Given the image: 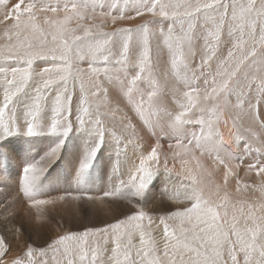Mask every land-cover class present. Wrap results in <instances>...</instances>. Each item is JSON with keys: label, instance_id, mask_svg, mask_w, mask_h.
<instances>
[{"label": "snow or ice", "instance_id": "6c2138e0", "mask_svg": "<svg viewBox=\"0 0 264 264\" xmlns=\"http://www.w3.org/2000/svg\"><path fill=\"white\" fill-rule=\"evenodd\" d=\"M5 4L6 0H0V23L14 21L5 29V35L11 33L15 42L0 46V54L26 63L28 67H0V74H4L3 103L0 106V159H10L11 153L5 144L10 137L20 134L21 127L26 137L54 138L44 155L34 162L25 163L19 184L20 191L31 201L30 206L55 204L63 201L65 196L48 200L33 198L47 179L50 165L60 159L74 133L86 136L84 152L75 173V180L79 184L98 159L106 134L99 112L94 115L87 106L86 86L76 74L80 70L75 69V62L88 59L90 68L93 64L103 63L106 74L109 64L121 68L138 67L139 71L129 82L130 85H137L143 79L145 70L151 69L149 25L152 21L101 32L103 40L97 39L95 43H90L88 41L93 39L91 27H84L81 21L92 20L96 8H102L103 4L98 5L90 0H56L55 3L51 0H17L6 11ZM110 7L115 9L117 5L112 4ZM89 9L92 10L91 15ZM118 11L119 16H111L113 24L118 19L133 20L146 14L173 21L169 25L165 43L170 50L174 48L171 67L178 79L180 69L186 67L187 57L194 55L195 45L203 41L200 63L201 75L204 77L203 91L197 84L189 83L186 76L183 78L182 82L188 89L183 97L188 104L182 105L185 111L180 112L175 121L184 122L188 105L199 107L202 112L212 115L207 121H199L206 126V131L202 130L191 138L185 137L186 144L180 140L181 130L177 128V144L185 149V153L190 148L199 150L201 155L207 152L215 163L223 165L225 182L229 176H238L219 154L222 140H216L220 133L213 123V117L228 106L234 95L237 103L232 107L242 110L239 97L246 89H250L252 82L258 81L264 87V0H135V15H126L123 8ZM49 13L53 15L49 16ZM60 13H63L62 17ZM101 15H111V12ZM72 21L76 22L75 27L70 26ZM176 24L180 25V29L173 35ZM78 31L84 35H78ZM117 43L119 50L114 51ZM49 58L60 63L42 69L40 83L29 94L32 75L29 69L33 60ZM94 71L99 73L100 69ZM70 80L73 82L71 90ZM77 83L81 95L74 121L73 102L77 99ZM127 91L131 101L133 88L130 86ZM103 92L106 96L107 90ZM87 93L92 97L99 96L100 85L89 81ZM154 96L155 91L149 90L147 99L141 92L139 101H133L136 115L149 126L151 122L145 113L151 112ZM18 111L23 115V125L19 123ZM6 112L11 114L8 120L5 119ZM125 127L132 129L131 135H136V126L131 119H128ZM260 128L261 133H264V123H261ZM246 131L260 138L261 133L251 128ZM158 147H152L147 155L140 158L139 166L127 184L121 181L120 185L104 192L103 197L89 196L88 199L102 200L104 197L119 196L123 194L124 188H131L135 195L143 197L149 187L150 162H159ZM226 155L228 160L233 158L231 153ZM252 171L260 178L257 187L264 193V160L248 164L245 174ZM189 178L192 185L190 190H186L185 199L190 206L171 211L159 219V224L163 225L162 248L153 239L151 217L139 210L103 227H89L81 232L60 235L48 245V249L56 252L63 248L61 259L53 255L54 264H264V203H250L246 213L241 206L239 214L233 205L231 219H228L227 193L217 203L213 199L212 185L203 175L197 178L190 174ZM8 179L6 174H0V182ZM236 184L239 191L241 181L238 178ZM206 188L209 189L207 195ZM220 191L217 185V198ZM80 198L74 197L77 200ZM240 203L243 205L244 202ZM221 208L224 209L223 215ZM145 219L148 220L147 226L143 223ZM169 220L173 221L171 225ZM136 236L138 244L134 242ZM109 243L110 249L107 247ZM0 245H3L2 240ZM48 249H39V254L45 256ZM3 255L0 254V264H34V249L31 246H28L22 257L10 261H5ZM43 264H48L47 260Z\"/></svg>", "mask_w": 264, "mask_h": 264}, {"label": "rangeland", "instance_id": "374dc122", "mask_svg": "<svg viewBox=\"0 0 264 264\" xmlns=\"http://www.w3.org/2000/svg\"><path fill=\"white\" fill-rule=\"evenodd\" d=\"M10 1L6 0L5 11L9 6H13ZM93 1L98 5L103 4V7L96 8L97 15L95 19L81 21L84 27H91L93 39L88 41L90 43H95L97 39L102 41L101 32H111L117 27H134L144 21H152L149 25L151 69L145 70L143 79L138 81L137 85H130L131 77L139 71L138 67L125 66L121 68L109 64L106 74L103 70L105 67L103 63L93 64V67L90 68L88 59L75 62V69L80 70L76 74L84 81L86 86L87 106L94 115L99 112L105 124L106 134L98 159L89 173L78 184L75 180V173L79 167L87 138L84 135L74 133L63 149L60 159L52 166L50 165L47 179L43 181L39 190L33 196L34 199L42 200L65 196L63 201H58L55 204L30 206V199L20 191L19 180L25 163L34 162L44 155L54 142V138L47 136L26 137L23 134L24 129L21 127L19 135H13L8 139L5 148L11 153V157L8 160L0 159V174H6L9 177L6 182H0V240L3 241V245H0V254H4L5 261L22 257L28 246H31L34 249V264H43L45 260L48 264H54L53 255H56L57 259H61L63 248L61 247L60 251L56 252L48 249V245L60 235L69 232H81L89 227H103L139 210H143L151 217L153 223L150 227L153 239L162 248L163 225L159 224V219L171 211L190 206V203L185 199V192L190 190L192 185V180L189 178L190 174L197 178L202 175L206 178L212 185L213 199H216L217 203H220V198H223L227 193L228 219H231L233 205H235L237 214H239L238 210L241 206H243L246 213L250 203L253 205L264 203V193L257 187L261 182L260 178L256 176L255 171L245 174L248 164L256 160H264V133H261L260 128L261 123H264V87L258 81L252 82L250 89H246L244 94L239 97V101L243 106L242 110L232 107L237 103V97L234 95L230 98L228 106L223 108L218 116L213 117V123L220 133L216 139L217 141L223 139L219 154L225 158L230 168L238 173V176H229L227 182H225L223 165L215 163L207 152L201 155L199 150L190 148V151L185 153V149L178 145L177 140L168 132L169 129L172 134L177 133L176 129L179 128L180 122L175 121V117L180 112L185 111L182 105L188 104L183 97V93L188 90L182 82L183 78L186 76L189 83L195 84L198 76L201 81L204 80L200 68L203 56V41L197 42L194 47V55L188 56L186 67L180 69L178 80L181 85H175L173 88L167 89L168 78L162 76L159 71L158 66H161V63L157 62L156 54L157 52L164 53L165 58L169 56L166 58L167 62L171 63L174 48L170 50L168 44L165 43V37L169 35V25L173 24V21L146 14L133 20L118 19L113 24L111 16H119V7L125 10V14L127 12L135 15V0H127V2L126 0H90V2ZM44 2H48V0H44ZM51 2L55 3L56 0H51ZM112 4H116L117 8H111ZM109 12H111V15H101V13ZM51 15L53 14L49 13V16ZM59 15L62 17L63 13ZM11 22L14 21L0 23V46L15 42V37L11 36V33L5 35V30L1 29V25L5 26V29L9 28ZM70 26L75 27L76 22L72 21ZM179 29L180 25L176 24L173 35L178 33ZM161 32H163V35H161ZM77 34L84 35L82 31H78ZM48 39L51 40V37H48ZM113 50H119V43L114 46ZM57 63H60V61H53L50 58L33 60L29 69L32 74L28 88L29 94L32 93V88L40 83L41 70ZM0 67L5 69L13 67L27 68L28 65L17 59H8L5 55L0 54ZM96 68L100 69L99 73L94 71ZM3 75L0 74V106L3 103ZM8 75L11 78L10 72ZM89 81H95L100 85L101 93L99 96L92 97L87 93ZM130 86L133 88L131 101L127 91ZM72 87L73 82L70 80L69 89L71 90ZM104 89L107 90L106 96L103 92ZM149 90L155 91L150 106L151 112L146 111L145 113L151 122V126L146 125L144 121L138 118L133 107V101H139V93L143 92L145 99H147ZM75 95L77 99L73 102L74 121L77 102L81 95L79 83L75 85ZM249 98L252 102L249 101ZM253 100L255 101L253 102ZM127 103L131 106H127ZM188 109L184 122L181 124L188 123L192 125L190 127L188 124L186 125V128L191 131L188 130L189 134L191 136L199 135L200 131H206V126L201 125L199 121H207L212 113L202 112L199 107L190 105H188ZM236 110L237 112L246 113L242 121L238 119L241 116L236 115ZM10 115L6 112L5 119H10ZM18 116L20 125H23V115L19 111ZM186 117H190V119ZM128 119H131L136 126L135 136L131 135V128L125 127ZM248 120L252 124L247 126ZM233 121H235V124ZM252 125L258 128L255 129L256 132L261 133L259 139L246 131L249 128L254 130L255 127ZM197 127L198 133H196ZM241 129H244L243 133ZM182 137L187 142V139L184 136ZM239 137H242V139ZM129 140H131V143H129ZM157 145H159V162H150L151 177L149 187L143 197L135 195L134 190L131 188H124L123 194L119 196L104 197L100 201L88 199L89 196L103 197L104 192L120 185L121 181L127 184L131 175L135 174L140 158L147 155L151 148ZM258 148L260 149L259 152L257 151ZM181 149L180 155L176 156V152H180ZM227 153L232 154L233 158L231 160L227 159ZM241 157L243 159H240ZM165 163L167 167H165ZM211 166L215 168L213 169ZM237 178L241 181L239 191H237ZM217 185L221 190L219 198L215 195ZM245 185H251L252 187L246 188ZM208 192L209 189L206 188L205 194L207 195ZM76 196L81 198L79 200L74 199ZM240 201L244 202L243 205ZM220 211L223 215L224 209L221 208ZM143 223L147 226L148 220L145 219ZM168 223L171 225L173 221L169 220ZM134 242L138 244V236L134 237ZM107 247L110 249L111 244L109 243ZM39 249H48L46 255L41 256Z\"/></svg>", "mask_w": 264, "mask_h": 264}, {"label": "bare ground", "instance_id": "6f19581e", "mask_svg": "<svg viewBox=\"0 0 264 264\" xmlns=\"http://www.w3.org/2000/svg\"><path fill=\"white\" fill-rule=\"evenodd\" d=\"M101 1V0H100ZM17 2V0H11L10 1V3L12 4V5H14L15 3ZM93 2H95V1H93ZM116 2V1H115ZM108 3V2H107ZM122 3V2H121ZM97 4V3H96ZM121 6V5H120ZM12 6H9V8L8 9H10ZM101 8V7H100ZM119 8H121V7H119ZM7 9V10H8ZM129 11V10H128ZM132 12V11H131ZM89 14L91 15L92 14V10L91 9H89ZM96 15H97V10H95V15H94V18L93 19H95L96 18ZM126 15H132V13H127L126 12ZM95 22V21H94ZM12 23V22H11ZM11 23L9 24V26L8 27H10V25H11ZM14 23V22H13ZM4 24V23H3ZM6 24V23H5ZM1 29L4 31L5 30V26H3V25H1ZM4 33H5V31H4ZM167 55V54H166ZM156 59H157V62L158 63H161V66H158L159 67V71L161 72V74H162V76H166L167 78H168V81H167V84H166V87H167V89H171V88H173L175 85H181L180 84V81L178 80V78L176 77V75L174 74V72H173V69H172V67H171V63H169V62H167V60H166V58L167 57H169V56H167L166 58L164 57V53H159V52H157V54H156ZM169 59V58H168ZM171 59V58H170ZM198 76V75H197ZM164 78V77H163ZM202 78H204L203 76H202ZM210 78V77H209ZM166 79V78H165ZM175 82V83H174ZM202 83H203V80L201 81L200 79H199V76L196 78V84L201 88V91H203V86H202ZM250 97V96H249ZM247 99V98H246ZM250 100L249 101H251V98H249ZM244 101H246V100H244ZM255 100H253V102H254ZM180 102V101H179ZM184 102V101H183ZM248 102V101H247ZM252 102V101H251ZM126 103V102H125ZM177 103V102H176ZM181 103V102H180ZM244 103V102H243ZM257 104H258V102H257ZM116 105V104H115ZM132 105H133V103H132ZM243 105H245V104H243ZM127 106H131L129 103H127ZM259 106V105H258ZM124 107V106H123ZM133 107H134V105H133ZM243 107V106H242ZM245 107V106H244ZM246 112H248L247 110H245ZM233 112V111H232ZM251 112V111H250ZM236 115H240L241 117L240 118H238L239 120H243L242 118L244 117V115L246 114L245 112H237V110H236ZM191 116V115H190ZM193 116V115H192ZM247 116V115H246ZM256 117V116H255ZM186 118H189L190 119V117H186ZM192 118V117H191ZM246 118V117H245ZM244 118V119H245ZM188 119V120H189ZM185 120H187V119H185ZM249 121V120H248ZM263 121H264V118H263ZM191 123V122H190ZM256 123V122H255ZM188 124V123H187ZM187 124H181V123H179V129L181 130V133L183 134H180V140L182 141V143L183 144H186L187 142L183 139V137L182 136H184V137H188V138H191L192 136L189 134V132H188V130L189 129H187L186 128V125ZM194 124V123H193ZM251 125L252 123H250V121L246 124L247 126L248 125ZM240 125V124H239ZM244 125V124H243ZM188 126L190 127V126H192V125H189L188 124ZM195 126H198V125H195ZM253 127H255V125H252ZM250 127V126H249ZM259 127V126H258ZM195 128V127H194ZM242 128H245V127H242ZM248 128V127H247ZM200 129H201V127H200ZM224 129V128H223ZM255 129H258V128H254V130ZM242 130V129H241ZM244 130V129H243ZM243 130L241 131L242 133H243ZM190 131V130H189ZM200 131V130H199ZM168 132L171 134V136H173L174 138H175V140H177V133H174V134H172L170 131H169V129H168ZM191 132V131H190ZM196 133H198V127H197V129H196ZM200 133H201V131H200ZM157 134V133H156ZM155 134V135H156ZM264 138V137H263ZM217 140V139H216ZM223 140V139H222ZM227 144V143H226ZM241 147H242V145H241ZM240 147V148H241ZM243 148V147H242ZM241 148V149H242ZM183 149V148H182ZM182 149L180 150V152H176V156H178V155H180V153L182 152ZM223 149V148H222ZM239 150V149H238ZM240 151V150H239ZM243 152V151H242ZM175 154V153H174ZM186 163V162H185ZM208 163V162H207ZM210 165H211V163H209ZM182 166V165H181ZM212 167V166H211ZM213 169L215 168V167H212ZM241 170V169H240ZM240 172V171H239ZM241 172H242V170H241ZM251 175V174H250ZM105 185V184H104ZM99 188V187H98ZM98 201H100V200H98Z\"/></svg>", "mask_w": 264, "mask_h": 264}]
</instances>
